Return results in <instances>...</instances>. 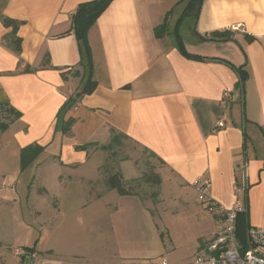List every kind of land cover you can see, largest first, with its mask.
<instances>
[{
    "label": "crops",
    "instance_id": "obj_1",
    "mask_svg": "<svg viewBox=\"0 0 264 264\" xmlns=\"http://www.w3.org/2000/svg\"><path fill=\"white\" fill-rule=\"evenodd\" d=\"M90 1L0 0V103L22 113L5 132L18 144L13 157L21 166L22 150L38 145L49 156L36 170L49 162L64 172L88 167L102 153L96 179L80 181L83 188H105L106 173L137 178L130 161L113 170L102 149L119 135L154 156L163 166L160 177L171 176L178 195L206 178L217 204L242 206L240 241L249 229L264 227V0H204L198 17L190 0H114L88 35L97 87L64 108L88 75L78 41L68 33L70 17ZM3 18L20 23L15 35ZM164 23L166 33L157 37ZM226 31L232 41L200 38ZM212 58L243 67L244 86L230 66ZM70 71L81 76L64 80L62 72ZM244 182L247 191L236 194L234 187ZM122 197L139 201L145 216H70L63 229L50 231L42 229L43 216L1 217L0 264H196L218 232L213 214L198 215L206 210L198 199L196 205L180 197L192 216H150L145 200ZM10 218L14 224H6Z\"/></svg>",
    "mask_w": 264,
    "mask_h": 264
},
{
    "label": "rangeland",
    "instance_id": "obj_2",
    "mask_svg": "<svg viewBox=\"0 0 264 264\" xmlns=\"http://www.w3.org/2000/svg\"><path fill=\"white\" fill-rule=\"evenodd\" d=\"M74 72H68L69 77H75ZM78 89L81 90V86ZM2 120L8 121V117L4 114ZM11 132L9 130L5 135L0 134L2 135L0 140V218L23 216L28 221L29 216H43L46 223L42 221V229L50 231L56 225L59 226V230L63 229L70 216H145L139 201L132 199L124 201L125 199H122L124 197L116 189L109 187L107 179L105 188L100 186L83 188L80 179L85 177L96 179L98 176L94 164L102 158V153L95 155L88 167H81L74 171L62 172L49 162L36 170L38 162L46 159L49 154L48 156L40 154L28 165L22 167L19 158L13 157V151L18 148V144L11 137ZM252 144L256 145L255 142ZM53 146L55 148L56 144ZM106 154L113 167L124 161H130L135 166L137 178L125 181L126 176L124 175L122 179L125 187L132 192L131 196H137L143 202L146 201L150 216H192L191 213H186L187 208H184L185 203L181 202L180 197H184L189 202L195 201L198 205L195 190L183 188L184 190L178 195L177 188L171 187V176H164L162 180L160 176H162L163 166L144 147L132 140L120 138L117 144L111 145L110 151ZM125 169L130 168L128 166ZM60 172L62 173L59 174ZM59 175L61 179L58 180ZM62 179L63 181H60ZM99 195L101 198L98 199ZM125 202H131V204L127 206ZM200 209L199 216H209L207 210L202 207ZM12 220L11 218L6 219V224H10ZM94 225L95 222L89 220L90 230H93ZM79 234L80 232L77 235ZM95 235L92 231L90 232V236L95 237Z\"/></svg>",
    "mask_w": 264,
    "mask_h": 264
},
{
    "label": "trees",
    "instance_id": "obj_3",
    "mask_svg": "<svg viewBox=\"0 0 264 264\" xmlns=\"http://www.w3.org/2000/svg\"><path fill=\"white\" fill-rule=\"evenodd\" d=\"M113 1L114 0H93L90 2L80 4L77 7L76 11L70 17L72 25H71V30L68 33L74 34L78 41L79 50L84 61L83 67L88 74L85 85L83 86V89L80 92V96L91 95L97 87L96 82H94L92 79L93 60H92V51L89 44L88 35L90 29L95 25L99 17L108 9V7L111 5ZM189 2H190L189 4H190L191 12H193L196 15V17H198L200 8L204 0H190ZM2 23L5 27L12 28L14 35L17 33L20 27L19 22L11 20L9 18H3ZM166 28H167L166 23L158 26L155 29L156 36L162 37L166 33L167 30ZM200 38L204 41H212V42H229L233 40L232 35H230L228 31L213 32L210 34V37H200ZM245 39L249 43L255 41V38L253 36L246 35ZM20 42H21L20 39L15 40V47H16L15 51L18 54L21 52ZM179 43L181 46V42ZM212 60H217L230 66V68H232L239 77V83H238L239 86L241 88L244 86L249 76L247 71H245L243 67H235L230 62L225 60H220L217 58H212ZM27 70L28 68L26 69V72H28ZM67 75L68 73L62 72V77L64 80L67 79ZM73 76L76 77L79 76V72L78 71L74 72ZM77 96L78 95H75L74 97L72 96L71 98H69L64 108L70 107L71 105L73 106V104L77 102L79 99ZM4 114L6 115V117H8V121L2 120ZM21 117H22V113L13 106H11L10 104L0 103V134L5 133L9 129V127L13 123L21 119ZM73 122H74L73 119H70L69 121L66 122L64 126V132H68L70 130V127L72 126ZM120 138H122V136L114 135L112 137L110 144L108 146H103L102 149L106 151H110L111 145L117 144ZM87 147L89 146H83L82 148H87ZM43 150L44 147L38 145H31L24 148L21 153L22 167L28 165L33 158L38 157L43 152ZM107 182L109 184V187L111 189H116L120 195L122 196L133 195L132 192H130V190L125 187L121 174L116 173L110 175L107 178ZM241 214L242 213H239L237 215V222L239 221Z\"/></svg>",
    "mask_w": 264,
    "mask_h": 264
},
{
    "label": "built area",
    "instance_id": "obj_4",
    "mask_svg": "<svg viewBox=\"0 0 264 264\" xmlns=\"http://www.w3.org/2000/svg\"><path fill=\"white\" fill-rule=\"evenodd\" d=\"M211 182L201 178L193 183L199 202L219 221V229L211 242L195 259L196 264H264V227L249 229L244 241L237 235V215L245 212L239 204L225 208L211 196ZM248 184H237L236 194L247 191Z\"/></svg>",
    "mask_w": 264,
    "mask_h": 264
},
{
    "label": "water",
    "instance_id": "obj_5",
    "mask_svg": "<svg viewBox=\"0 0 264 264\" xmlns=\"http://www.w3.org/2000/svg\"><path fill=\"white\" fill-rule=\"evenodd\" d=\"M78 96H80V94Z\"/></svg>",
    "mask_w": 264,
    "mask_h": 264
},
{
    "label": "bare ground",
    "instance_id": "obj_6",
    "mask_svg": "<svg viewBox=\"0 0 264 264\" xmlns=\"http://www.w3.org/2000/svg\"><path fill=\"white\" fill-rule=\"evenodd\" d=\"M211 182V181H210Z\"/></svg>",
    "mask_w": 264,
    "mask_h": 264
}]
</instances>
